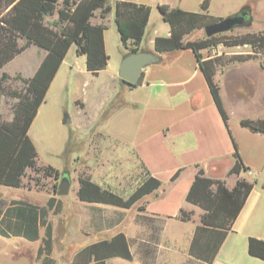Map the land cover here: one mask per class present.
<instances>
[{
	"label": "crops",
	"instance_id": "crops-1",
	"mask_svg": "<svg viewBox=\"0 0 264 264\" xmlns=\"http://www.w3.org/2000/svg\"><path fill=\"white\" fill-rule=\"evenodd\" d=\"M115 1L117 0H109V4L114 7ZM122 1L152 7L140 48L145 53L154 54L157 61L144 68L135 86L130 87L121 83L117 76L118 68L121 59L128 54V51L121 45L114 23L113 9L104 19L100 18L98 11L94 12L90 23L106 27L103 32V40L105 53L108 56L106 68L95 77L99 78L101 75H105L107 83H109L110 94L104 100L103 107L115 100L114 112L104 123L123 114L137 117L134 126L131 127L129 133H126L127 138L118 133L110 134L104 127L103 130H96L97 133L110 136L120 145L127 146L130 151L134 152L139 164L143 165L151 176L162 182V185L155 191L137 201L140 202L139 206L144 207L142 212L139 211L140 215L164 221L165 228L161 229L162 239L164 240L167 236L170 242L176 245L177 254L192 264H241L234 256L236 248L240 245L245 250L244 258L251 264H264L259 259L249 257L247 252L249 236L264 241V134L252 133L239 124L243 119H264V62L249 59L230 63L218 68L213 76L214 83L219 87L222 106L229 117L230 132L236 141L244 165L249 168L248 171L241 172L239 175L229 176L228 171L235 163L232 141L222 122L221 115L213 103L194 53L188 49L167 53H157L154 50L155 38L168 37L170 31L169 25L162 21L160 15L156 16L154 22L152 21L154 8L159 4H167L171 8H180L189 11V13H203L200 10L203 0L198 2L199 10L197 7H191L187 0H157L155 3L146 0ZM208 10L207 13L211 15ZM244 10L247 13L245 24L250 23L251 13L247 8ZM212 17L222 19L226 16ZM108 31L116 33L113 34L115 35L113 36L114 40L117 41V47H121L112 67H110L108 55ZM194 32L186 35L184 40L194 41L195 39L192 38ZM29 47H33V45ZM76 51V45H71L46 95L62 69L71 73L80 65H85L86 68L85 56L77 55ZM203 57H208V54ZM75 98L82 101V109H84L85 104L81 96L73 93L72 99ZM42 105L37 116L44 109ZM37 116L29 128L28 134L38 153L32 131ZM130 151L128 152L129 157L131 156ZM198 168L203 170L204 176L208 179L222 180L229 190L236 185L239 179H245L254 184L231 229L226 231L225 237L214 255L212 252L203 250L204 246L214 245L210 238L211 235L200 231L194 238L196 229L203 226L201 223L203 211L200 207L186 201L187 193L192 186ZM178 170H180L178 177L171 181L172 176ZM78 184V180L71 184L70 195L80 202L76 196ZM96 184L106 188L103 183L96 182ZM28 197L17 199L0 210V238L12 240L28 248L35 246L37 250H40L43 249L46 239L44 236L45 227L42 225V212L50 209L49 211L54 213L61 205L51 194L41 204H36L33 197H30L31 199ZM50 199L53 203L49 205ZM80 203L114 207L95 203ZM180 209L190 214L188 221L184 222L179 219ZM174 225L182 226V231L176 232L174 236L167 235L165 231L168 228H173ZM116 233L123 232L114 234ZM124 235L129 240V237ZM216 238L218 239V236ZM101 240H95L89 235L81 249ZM158 247L159 239L155 254L158 252ZM130 250L132 253L131 246ZM14 261L16 260H11L12 263H17ZM48 262L35 261L34 264H48ZM0 264L3 263L0 262Z\"/></svg>",
	"mask_w": 264,
	"mask_h": 264
},
{
	"label": "trees",
	"instance_id": "trees-1",
	"mask_svg": "<svg viewBox=\"0 0 264 264\" xmlns=\"http://www.w3.org/2000/svg\"><path fill=\"white\" fill-rule=\"evenodd\" d=\"M209 3L210 0L202 1L200 10L203 13H189L180 8H171L167 4L157 5L156 9L162 21L169 25L170 31L168 37L155 38L154 50L157 53H167L188 49L194 53L213 103L232 141L235 163L228 171V175H239L241 172L248 171L249 168L244 165L239 155L236 141L228 126L229 117L222 106L219 87L214 83L213 76L218 68L230 63L249 59L264 62V31L249 32L234 37L215 35L194 41L184 40V37L193 31L203 29L206 25L221 19L207 13ZM111 7L109 0H62L60 5L58 0H0V99L9 97L15 100L10 121L3 120L0 115L1 187L20 188L27 169L43 178L48 177L53 180L60 178L61 174L52 165L38 164L39 156L28 131L71 45H76L77 55L85 56L86 70L91 76H97L106 68L108 56L105 53L103 40L106 27L90 23L95 11L99 12L101 19H104L113 9L114 23L121 45L128 53L141 51L140 44L151 7L122 0L115 1L114 7ZM55 13L57 22L54 21L51 25L46 24L45 18ZM19 41H24L23 45H20ZM31 45L44 51V56L33 75L21 79L23 87L19 90L11 89L6 85L11 78L3 71V68ZM219 45L232 48L248 47L250 52L231 54L226 57L223 55L210 57L208 54V57H203V50L211 52ZM120 82L123 83L121 80ZM239 124L252 133L264 134V119H243ZM140 167L141 182L127 198L98 186L96 182L82 174L78 176L77 199L84 203L111 205L118 209L130 210L139 199L141 200L162 185V182L151 176L143 165L140 164ZM179 173L180 170L175 172L171 181H174ZM253 187V183L239 179L229 190L222 180L208 179L201 168L197 169L186 201L200 207L203 211L201 215L203 226L196 229L194 238L200 231L211 235L214 245L204 246L205 252H212L213 255L217 253L226 231L231 229ZM50 203H53L51 199L49 205ZM143 208L138 206L137 210L142 212ZM179 219L186 222L190 219V214L180 209ZM137 221L140 226L146 227L149 231V240L138 239L139 262L154 264L161 227L154 226L152 218L149 217L141 216ZM49 227V225L45 227L47 237L44 243L47 242V244L50 240ZM130 246L131 242L123 233H116L109 239L92 243L78 250L71 264H106L107 260L113 258L130 262L133 259ZM247 252L249 257L264 262V241L249 236Z\"/></svg>",
	"mask_w": 264,
	"mask_h": 264
},
{
	"label": "rangeland",
	"instance_id": "rangeland-1",
	"mask_svg": "<svg viewBox=\"0 0 264 264\" xmlns=\"http://www.w3.org/2000/svg\"><path fill=\"white\" fill-rule=\"evenodd\" d=\"M61 1L58 0L59 5ZM146 1L155 3L157 0ZM187 2L191 7L200 9L199 0H187ZM244 8L251 13L250 23L217 35L234 37L249 32H263L264 0H210L208 11L212 16L228 17L240 13ZM154 10L151 17L153 22L160 15L156 7ZM54 21L57 22L56 13L45 18L48 25ZM203 32V29L195 31L192 38L195 40L204 38ZM113 34L116 33L107 32L110 67L113 66V61L117 60L118 52L121 50V47H117ZM23 43L24 41H19L20 45ZM248 52H250L248 47L232 48L219 45L211 52L203 50V56L209 54L212 57L215 55L226 57ZM43 55L44 52L40 49L29 47L16 56L3 68V71L11 78L6 85L14 90L21 89L23 87L21 79L33 75ZM73 93L81 96L85 104L84 109L80 99H72ZM109 94V83L105 75L99 78L93 77L87 74L85 65H80L71 73L62 69L57 74L55 82L44 99L42 105L44 109L37 116L32 131L39 153L38 164L52 165L61 176L58 180L43 178L27 169L19 189L0 187V210L11 202L28 196V198L33 197L36 204H41L50 194L59 201L61 206L54 213H51L50 209L46 210L45 207L46 212H42V225L50 226L49 244L45 242V247L37 250L35 246L28 248L12 240L0 238L1 263L34 264L35 261H49L48 264H70L89 235L95 240H101L109 238L115 232H123L131 242L132 261L124 262L114 258L106 264H140L138 239L149 240L148 229L140 226L137 221L142 216L137 210L140 202H137L130 210H123L110 206L83 204L70 195L71 184L76 182L78 176L82 174L91 180L103 183L104 187L123 198H127L141 182L142 171L134 152L127 146L120 145L110 136L97 133L96 129L103 130L104 127L110 134L118 133L127 138L126 133H129L137 119V117L128 116L129 114H123L104 123L114 112L115 100L103 107L104 100ZM14 102L15 100L9 97L0 99V115L3 120L10 121L13 116ZM64 176L70 180L69 195L58 197L55 191ZM63 210L64 213H62ZM152 221L154 226H160L164 230V221L158 218H152ZM168 229L165 231L167 235L174 236L176 232L182 231V226L174 225L173 228ZM44 236L47 237L46 231ZM176 249V245H173L167 236L164 240L162 239L160 230L159 247L154 264H192L183 260ZM244 251V247L240 245L236 248L234 256L241 264H251L244 258ZM11 260H16L14 262L17 263H12Z\"/></svg>",
	"mask_w": 264,
	"mask_h": 264
},
{
	"label": "water",
	"instance_id": "water-1",
	"mask_svg": "<svg viewBox=\"0 0 264 264\" xmlns=\"http://www.w3.org/2000/svg\"><path fill=\"white\" fill-rule=\"evenodd\" d=\"M246 15V12H241L234 16L231 15L222 18L211 25H206L203 28V33L206 37H211L227 32L232 28L234 29L236 27L244 26L246 22ZM156 61V56L151 53H145L143 51L128 53L120 61L117 76L125 85L130 87L135 86L138 83L144 68L154 64ZM69 184V178L66 176L62 177L60 183H58L56 195L58 197L66 196L68 194Z\"/></svg>",
	"mask_w": 264,
	"mask_h": 264
},
{
	"label": "flooded vegetation",
	"instance_id": "flooded-vegetation-1",
	"mask_svg": "<svg viewBox=\"0 0 264 264\" xmlns=\"http://www.w3.org/2000/svg\"><path fill=\"white\" fill-rule=\"evenodd\" d=\"M241 12H246V11H245V10H242ZM241 12H240V13H241Z\"/></svg>",
	"mask_w": 264,
	"mask_h": 264
}]
</instances>
